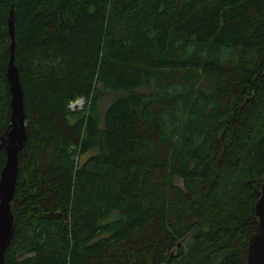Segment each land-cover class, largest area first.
<instances>
[{
	"label": "trees",
	"instance_id": "obj_1",
	"mask_svg": "<svg viewBox=\"0 0 264 264\" xmlns=\"http://www.w3.org/2000/svg\"><path fill=\"white\" fill-rule=\"evenodd\" d=\"M11 11L27 140L4 264H246L264 0H0V142Z\"/></svg>",
	"mask_w": 264,
	"mask_h": 264
},
{
	"label": "water",
	"instance_id": "obj_2",
	"mask_svg": "<svg viewBox=\"0 0 264 264\" xmlns=\"http://www.w3.org/2000/svg\"><path fill=\"white\" fill-rule=\"evenodd\" d=\"M8 33L11 39L7 65V82L10 94V123L1 137L0 150L5 153V163L0 172V264L14 235L15 220L11 211L18 174V157L26 140L23 92L15 66V25L13 12L8 17ZM257 219L255 231L248 239L246 264H264V183L254 206Z\"/></svg>",
	"mask_w": 264,
	"mask_h": 264
},
{
	"label": "rangeland",
	"instance_id": "obj_3",
	"mask_svg": "<svg viewBox=\"0 0 264 264\" xmlns=\"http://www.w3.org/2000/svg\"><path fill=\"white\" fill-rule=\"evenodd\" d=\"M79 100H82V99H79ZM76 101H77V100H76ZM83 105H84V101H83V104H82L81 107H77V106H76V107H74V110H75V109H76V110H80V109H82V108H83ZM69 108H70V107H69ZM70 110H73V109L70 108ZM89 156H90L89 154H86V155L81 156L79 162H80V163L84 162Z\"/></svg>",
	"mask_w": 264,
	"mask_h": 264
},
{
	"label": "built area",
	"instance_id": "obj_4",
	"mask_svg": "<svg viewBox=\"0 0 264 264\" xmlns=\"http://www.w3.org/2000/svg\"><path fill=\"white\" fill-rule=\"evenodd\" d=\"M83 104V100H77L73 103H70L69 107L72 108L74 110V107H81Z\"/></svg>",
	"mask_w": 264,
	"mask_h": 264
},
{
	"label": "bare ground",
	"instance_id": "obj_5",
	"mask_svg": "<svg viewBox=\"0 0 264 264\" xmlns=\"http://www.w3.org/2000/svg\"><path fill=\"white\" fill-rule=\"evenodd\" d=\"M85 103V102H84Z\"/></svg>",
	"mask_w": 264,
	"mask_h": 264
}]
</instances>
